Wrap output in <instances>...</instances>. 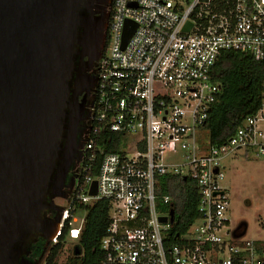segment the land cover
<instances>
[{"label": "built area", "instance_id": "1", "mask_svg": "<svg viewBox=\"0 0 264 264\" xmlns=\"http://www.w3.org/2000/svg\"><path fill=\"white\" fill-rule=\"evenodd\" d=\"M128 21L136 28L122 48ZM225 52L264 60V0H110L95 105L51 243L66 223V237L78 239L75 204L105 200L110 223L99 264H264V241L244 240L231 227L222 185L223 160L248 152L264 159V103L225 143L199 138L220 92L213 70ZM108 132L119 135L116 152L98 143ZM167 176L189 179L198 195V217L173 244L172 199L161 193ZM93 181L97 194L89 196Z\"/></svg>", "mask_w": 264, "mask_h": 264}, {"label": "water", "instance_id": "2", "mask_svg": "<svg viewBox=\"0 0 264 264\" xmlns=\"http://www.w3.org/2000/svg\"><path fill=\"white\" fill-rule=\"evenodd\" d=\"M109 6L110 0H0V264H36L20 258L31 235L49 243L58 230L63 208L45 197L67 199L83 117L82 107L68 101L69 81L77 57L87 64L100 59ZM135 28L125 23L122 48ZM88 194H97L95 181ZM45 209L55 218L45 219Z\"/></svg>", "mask_w": 264, "mask_h": 264}, {"label": "trees", "instance_id": "3", "mask_svg": "<svg viewBox=\"0 0 264 264\" xmlns=\"http://www.w3.org/2000/svg\"><path fill=\"white\" fill-rule=\"evenodd\" d=\"M214 81L220 92L208 112L205 130L212 145L225 143L242 125L245 118L256 114L264 103V60L256 61L244 53H222L214 66ZM98 143L105 152H116L119 135L102 133ZM99 137V138H100ZM111 143H108V142ZM246 155V154H245ZM99 158V157H98ZM97 175V168L87 173ZM161 193L171 197L174 209V225L168 233V243L175 242V235H183L192 220L198 217V195L195 184L189 179L167 176L161 179ZM85 210L76 246L80 254L73 249L71 257L59 261L66 243L67 223L55 244L43 241L39 243V253L43 251V264H99L103 258L100 242L109 226L110 204L98 200L91 205L75 204L74 213Z\"/></svg>", "mask_w": 264, "mask_h": 264}, {"label": "rangeland", "instance_id": "4", "mask_svg": "<svg viewBox=\"0 0 264 264\" xmlns=\"http://www.w3.org/2000/svg\"><path fill=\"white\" fill-rule=\"evenodd\" d=\"M199 138L204 142L209 141L207 133L201 134ZM222 165V185L226 188L229 199L226 217L231 227L244 223V228L241 229L243 232L246 228L244 240L264 241V159L256 158L251 152L246 155L238 153L223 160ZM57 203L62 207L66 206L64 199L59 198ZM85 215V210L76 211L79 220H83ZM76 225H79V221ZM75 246L76 240L66 239L60 263L71 257ZM39 264H43V259Z\"/></svg>", "mask_w": 264, "mask_h": 264}, {"label": "flooded vegetation", "instance_id": "5", "mask_svg": "<svg viewBox=\"0 0 264 264\" xmlns=\"http://www.w3.org/2000/svg\"><path fill=\"white\" fill-rule=\"evenodd\" d=\"M86 61L87 58H83L82 60L79 57L76 58V61L74 62V66H73V71L71 73V78L69 81L68 101L70 103H73L75 101L76 105L82 107L83 117L80 126L78 127V134H77V145L80 150H78V153L75 155V158L73 159L68 174L66 176L67 188H65L64 191L67 195V199H69L73 194L74 179L76 176V172L78 171L79 161L81 158L80 153L83 145L82 137L89 127V118L91 117L92 109L95 105L97 62L87 64ZM76 87H78L79 91L76 94V96L73 97V90ZM60 155L61 154L59 153L57 157V163L59 162ZM58 199L59 198H55L52 200L50 197V193H47L45 197V203L49 205L51 201H53L55 206L59 208H63L61 205L57 203ZM56 215L57 212L54 211L53 209H45L43 211V217L47 220L54 219ZM244 225H245L244 223L240 222L232 226V228L239 231L244 228ZM43 241L44 240H42L38 236L31 235L29 242L22 250L20 258H27L30 261L39 264L40 261L43 259V251L39 253L38 245L39 243L41 244Z\"/></svg>", "mask_w": 264, "mask_h": 264}, {"label": "bare ground", "instance_id": "6", "mask_svg": "<svg viewBox=\"0 0 264 264\" xmlns=\"http://www.w3.org/2000/svg\"><path fill=\"white\" fill-rule=\"evenodd\" d=\"M55 236V235H54ZM54 238V237H53Z\"/></svg>", "mask_w": 264, "mask_h": 264}]
</instances>
